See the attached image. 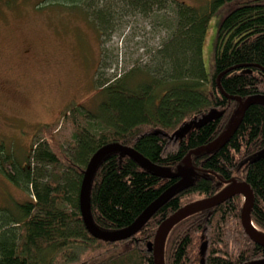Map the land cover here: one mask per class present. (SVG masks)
<instances>
[{
	"label": "trees",
	"instance_id": "16d2710c",
	"mask_svg": "<svg viewBox=\"0 0 264 264\" xmlns=\"http://www.w3.org/2000/svg\"><path fill=\"white\" fill-rule=\"evenodd\" d=\"M115 2L119 9L122 4L121 14H126L128 8L142 12L156 5L165 8L168 0ZM227 4L231 8L220 23L209 78L203 61L208 28L214 14ZM173 10L176 23L155 54L157 69H142L149 74L148 84L130 89L121 84L126 74L113 84L96 83L100 93L110 94L99 103L96 114L76 106L64 112L63 118L71 119L76 132L72 152H59L63 161L46 142L34 148V167L25 168L0 154L1 171L15 185L26 186L34 198L18 204V214L0 208V264H154L147 244L160 224L181 207L219 193L232 179L251 186V219L264 234V156L258 158L264 150L261 102L246 109L225 144L192 154L194 181L172 194L134 236L107 242L92 236L84 224L81 183L100 147L119 142L175 172L192 151L223 136L240 108L237 98L264 95V0H212L205 7L176 3ZM214 110L222 115L176 135L185 124ZM179 179L162 177L129 156L113 153L100 163L92 181L93 219L105 230L126 228ZM242 208L243 196L235 195L179 221L166 239L165 264H200L204 241L206 264L264 259V245L245 232Z\"/></svg>",
	"mask_w": 264,
	"mask_h": 264
},
{
	"label": "rangeland",
	"instance_id": "374dc122",
	"mask_svg": "<svg viewBox=\"0 0 264 264\" xmlns=\"http://www.w3.org/2000/svg\"><path fill=\"white\" fill-rule=\"evenodd\" d=\"M174 1L205 7L212 0H168L165 8L154 4L150 11L128 8L126 14L114 0H27L15 7L8 25L0 27V154L34 167V148L46 142L63 161L59 152H72L76 132L64 112L76 106L96 114L110 96L97 84H113L125 74L121 84L130 89L149 83L142 69H157L155 54L176 23ZM230 8L219 9L209 24L203 52L209 78L220 23ZM25 45L35 56L29 63L15 54ZM31 199L26 186L15 185L0 169V208L18 214L17 205Z\"/></svg>",
	"mask_w": 264,
	"mask_h": 264
},
{
	"label": "water",
	"instance_id": "95a60500",
	"mask_svg": "<svg viewBox=\"0 0 264 264\" xmlns=\"http://www.w3.org/2000/svg\"><path fill=\"white\" fill-rule=\"evenodd\" d=\"M236 100H238L240 108L236 110L234 115L235 117L233 118L234 120L231 121V123L229 124V128L226 130L223 136H221L215 142L208 146L192 151L184 159L183 164L178 166L175 172H173L169 168L162 167L151 162L148 158L138 152L135 148L125 146L119 142L105 144L98 150H96V152L91 156L85 169L79 194L80 213L88 232L92 236L107 242L126 240L134 236L172 194H174L179 188L188 187L194 181L197 172L196 168L192 163V154H197L202 150L211 151L218 147L220 143L225 144L238 128L241 120L244 117L246 109L251 104H254L256 102L264 103V95L250 96L245 100L237 98ZM221 115L222 112L214 110L198 121H192L190 123L185 124L176 132V135L181 136L183 134H186L187 132H189L193 125L201 127L211 119L219 117ZM113 153H120L121 155L129 156L143 167L151 170L152 172L162 177L180 178L178 182L168 188L154 202H152L131 225L126 228L115 231L100 228L93 219L90 207L91 186L97 168L107 156ZM262 156H264V150L259 153L258 158ZM235 195H242L244 197V204L241 210V221L246 234L254 242L264 245V234L261 233L255 227L251 219V212L253 209L254 202V192L249 183H247L246 181H238L236 179H232L230 183L219 193L215 194L212 197L200 199L181 207L178 211L169 216L160 224L155 234L154 240L147 244L148 250L151 251L153 254L154 264H165V243L167 236L174 225H176L179 221L183 220L189 215L219 205L220 203ZM207 246L208 244L206 241H204L201 245L202 257L200 264H206L204 256L207 251ZM245 264H264V259L248 262Z\"/></svg>",
	"mask_w": 264,
	"mask_h": 264
},
{
	"label": "flooded vegetation",
	"instance_id": "af4514ba",
	"mask_svg": "<svg viewBox=\"0 0 264 264\" xmlns=\"http://www.w3.org/2000/svg\"><path fill=\"white\" fill-rule=\"evenodd\" d=\"M26 2L27 0H0V27L4 25V23L8 25L7 16L9 17V15L13 13V9L15 7L19 5H24ZM15 54L18 56V59L22 63H29L30 61H34L35 58L32 46H21V49L17 50Z\"/></svg>",
	"mask_w": 264,
	"mask_h": 264
},
{
	"label": "bare ground",
	"instance_id": "6f19581e",
	"mask_svg": "<svg viewBox=\"0 0 264 264\" xmlns=\"http://www.w3.org/2000/svg\"><path fill=\"white\" fill-rule=\"evenodd\" d=\"M222 190V189H221Z\"/></svg>",
	"mask_w": 264,
	"mask_h": 264
}]
</instances>
